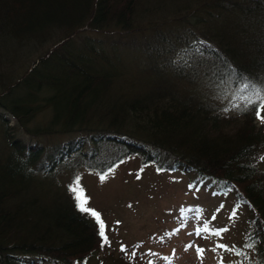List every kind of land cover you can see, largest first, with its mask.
Listing matches in <instances>:
<instances>
[{
  "label": "trees",
  "instance_id": "trees-1",
  "mask_svg": "<svg viewBox=\"0 0 264 264\" xmlns=\"http://www.w3.org/2000/svg\"><path fill=\"white\" fill-rule=\"evenodd\" d=\"M139 2L0 0V56L30 42L48 43L57 29L70 32L64 45L83 32H108L109 27L134 32ZM212 6L214 22L204 35L212 46L195 45L190 64L169 62L176 81L162 79L119 93L112 87L119 75L125 79L124 73L102 75L83 57L77 61L51 49L0 90V106L36 135L89 130L96 116L108 120L97 135L51 149L50 171L76 162V168L106 175L139 154L164 169L224 180L252 209L238 255L243 264H264V123L256 117L255 104L247 110L236 107L255 99L248 85L264 88V0H213ZM41 108L53 111L50 124L27 126ZM4 121L12 148L0 158V264H96V256L105 252L114 257L113 264H141L109 251L106 230L104 243L95 219L78 210L73 193L56 190L49 176L38 179L35 165L46 150L8 138L12 127ZM109 143L121 151L106 158Z\"/></svg>",
  "mask_w": 264,
  "mask_h": 264
},
{
  "label": "rangeland",
  "instance_id": "rangeland-1",
  "mask_svg": "<svg viewBox=\"0 0 264 264\" xmlns=\"http://www.w3.org/2000/svg\"><path fill=\"white\" fill-rule=\"evenodd\" d=\"M212 1L140 0L138 30L134 32L109 27L108 32H83L64 45V38L70 32L57 29L50 34L48 43L30 42L15 52L16 46L4 54L5 58L0 56V63L4 64L0 66V90L24 76L33 62L51 49L69 54L77 61L83 57L90 64L87 67L98 68L103 71L102 75L124 73L125 79L119 75L114 80L112 89L116 88V92L130 93L134 87L162 79L176 81L171 68L167 67L169 62L190 64L188 59L195 45L212 46V42L204 38L214 22ZM17 94L21 96L22 91ZM51 94L52 91L44 93L45 97ZM46 110L41 108L28 126L33 129L48 126L53 111ZM4 119L6 126L20 132L22 144L42 145L46 150L35 165L38 179L49 176L48 179L58 185L56 190L72 193L70 187L79 177L80 187L88 199L87 207L100 214L110 238L109 251L117 257L123 254L127 260L141 264H243L237 251L247 235L252 209L240 199L238 190L227 187L224 180L197 171L164 169L156 162H144L139 154L126 157L106 175L76 168V162L64 165L60 172L50 171L51 149L97 135L108 120L96 116L89 123V130L36 135L28 133L19 118L0 106L2 159L9 153H5L6 150L12 148L4 133ZM258 121L261 124L260 119ZM92 128L94 132H88ZM118 151H121L120 146L109 143L106 158ZM101 176H106L105 180L101 181ZM205 226L209 230L198 235L197 229ZM199 249H203L202 254ZM246 258L247 254L243 253L242 259ZM95 259L97 262L100 259L101 264L114 262V257L107 252Z\"/></svg>",
  "mask_w": 264,
  "mask_h": 264
},
{
  "label": "snow or ice",
  "instance_id": "snow-or-ice-1",
  "mask_svg": "<svg viewBox=\"0 0 264 264\" xmlns=\"http://www.w3.org/2000/svg\"><path fill=\"white\" fill-rule=\"evenodd\" d=\"M247 90L252 91V94L255 97V99L249 98L246 101L245 107L243 109H241L239 105H237L236 106L237 110H247V107H250L253 104H255L257 106L256 117L260 119L261 123H264V116H261V110H264V88L254 86V85H248ZM105 178L106 176L100 177L101 181L105 180ZM137 178H139V175L137 176ZM70 191L73 193L78 210L84 214L90 215L92 218L95 219L98 225V234L103 239L104 243H107L108 241L105 235V224L102 221L100 214L98 212L87 207L88 199L85 196L83 189L80 187L79 177L76 178L74 185L70 187ZM235 215L236 213L233 212L232 216H235ZM208 230H209L208 227L205 226L203 229H197V234L199 235L201 231L207 232ZM216 234L218 235L219 233H216ZM221 247H224V246L221 245ZM202 252H203V249H199V253L202 254Z\"/></svg>",
  "mask_w": 264,
  "mask_h": 264
},
{
  "label": "bare ground",
  "instance_id": "bare-ground-1",
  "mask_svg": "<svg viewBox=\"0 0 264 264\" xmlns=\"http://www.w3.org/2000/svg\"><path fill=\"white\" fill-rule=\"evenodd\" d=\"M30 122H31V120H30ZM30 122H28V123H26V125L28 126V124L30 123ZM26 126V127H27ZM22 127H24L23 125H22ZM25 130H26V128H25ZM8 138H10L11 140H13V141H21V138L19 137V135H20V132H17V131H15V129H14V127H12V129L8 132ZM7 152H11V148L9 149L8 148V150H6V152L5 153H7ZM8 153V154H9ZM8 156V155H7Z\"/></svg>",
  "mask_w": 264,
  "mask_h": 264
}]
</instances>
